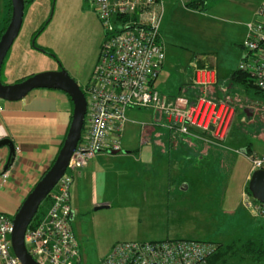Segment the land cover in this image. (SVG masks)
<instances>
[{
	"label": "crops",
	"instance_id": "crops-1",
	"mask_svg": "<svg viewBox=\"0 0 264 264\" xmlns=\"http://www.w3.org/2000/svg\"><path fill=\"white\" fill-rule=\"evenodd\" d=\"M51 1L26 2L24 22L27 20V15H29L28 20L40 16V10H33L36 4L45 11L42 16L46 17ZM162 2L165 16L161 27V40L167 57L155 82L157 89L170 97L180 95L194 97L198 88L194 85L193 65L201 68L210 67L217 69L218 76V81L213 87V97H229L238 103L237 121L230 135L223 142L205 133L181 134L165 129L160 133L156 131L157 129L146 131L142 128L139 146L130 149L132 151H125L124 148L125 154L140 163L143 166L142 171L149 173L153 179L145 183L147 191L144 192L142 202L138 203L135 198L128 195L125 208L129 214H132L141 207L144 214L159 219L161 221L159 227L163 230L159 235L165 237L162 239H167L180 238L174 236L170 221L175 216L179 218L183 210L180 205L183 196L179 187H182V190H189L192 182L177 181V179L158 180V174L161 171H168L174 176H180L182 173L197 172L199 157L202 161L210 158V160L215 159L219 164L225 162L228 165L241 156L242 162L244 158L248 160V166L242 169L240 192L234 195V199L231 197L226 199L229 207L238 205L237 199L241 198L244 190H247L253 173L247 151L264 155V114L263 112L258 114L251 109L254 102L260 104L264 100V93L259 92L250 79L246 82H235L233 73L239 67L229 69L231 58H236L237 55L241 57L243 54L242 48L247 37L248 23L253 19L254 12L262 1L211 0L208 12L189 9L185 4L186 0H162ZM9 14V1L0 0V30ZM224 26L233 28L225 30ZM207 52L215 53L214 64L209 60ZM183 63L185 66H182ZM218 63H223L227 68L220 70ZM175 70L177 77L179 76L176 81L180 86L176 90L166 91L167 87H171L169 80ZM167 73L170 75L168 79L165 77ZM72 113L71 98L58 89H35L25 98L17 101L0 99V139L10 138L16 146V155L11 162L9 147L0 148V213L14 218L27 195L52 166L67 136ZM104 157L107 159L111 156L105 153L98 155L78 174L72 190L75 209L73 219L78 211L75 192H78L79 188L94 183L93 186L98 193V190L111 187L112 175L120 178L117 177L120 170L113 171L110 168L99 167L98 161ZM7 164H9L8 168H6ZM123 170L127 172L128 169ZM155 176L157 178H154ZM113 183L116 184L115 181ZM164 188L168 190L161 191ZM117 198H114L113 202L96 198L95 205L110 208L116 201L117 207H120L123 204L119 201V197ZM50 205L51 199L43 204L42 215L47 213ZM75 235L77 237L76 232ZM77 239L79 241L78 237ZM80 241L82 252L83 244ZM218 243L220 247H235L231 244ZM218 258L213 264L217 263ZM0 264H3L1 258Z\"/></svg>",
	"mask_w": 264,
	"mask_h": 264
},
{
	"label": "built area",
	"instance_id": "built-area-1",
	"mask_svg": "<svg viewBox=\"0 0 264 264\" xmlns=\"http://www.w3.org/2000/svg\"><path fill=\"white\" fill-rule=\"evenodd\" d=\"M105 29L98 61L84 86L85 126L66 173L50 194L51 205L39 223L28 229L27 249L41 264H86L71 224L75 212L73 188L78 174L100 154L124 152V136L131 108L154 113L151 123L172 133H205L223 142L230 135L238 104L229 97H213L217 70L193 65L194 97H169L155 82L166 61L161 40L165 9L162 0H92ZM239 69L264 93V1L248 23ZM260 106H251L258 113ZM260 112V111H259ZM253 171L264 169V155L248 153ZM243 205L253 217L264 219V203L247 190ZM13 218L0 213V258L3 264H23L12 248ZM220 244L195 238L127 240L116 242L98 264H211Z\"/></svg>",
	"mask_w": 264,
	"mask_h": 264
},
{
	"label": "rangeland",
	"instance_id": "rangeland-1",
	"mask_svg": "<svg viewBox=\"0 0 264 264\" xmlns=\"http://www.w3.org/2000/svg\"><path fill=\"white\" fill-rule=\"evenodd\" d=\"M38 5L36 4L33 10H40V16L28 20L29 15H27L16 43L7 54L2 69V80L6 83H14L33 74L64 67L84 88L98 61L105 33L93 8L92 0H55V2L52 0L46 17L42 16L45 11ZM44 23H47L44 31L33 37L34 32ZM231 28L233 27H223L225 30ZM33 39L36 46L47 48L50 53L33 47L31 43ZM207 56L214 64L215 53L207 52ZM242 58L243 55L231 58L229 69L239 67ZM218 65L220 70L227 68L223 63ZM182 66H185V63ZM169 76L167 73L165 77L168 79ZM178 77L175 70L169 80L171 87H167L166 91L179 88L180 85L176 81ZM262 102L258 103L260 106L258 114L261 112L264 114V100ZM128 116L130 122L126 126L125 151L139 146L142 123H151L154 113L148 109L134 107L128 111ZM237 117L238 115L234 123ZM148 130L151 131L150 128L146 129ZM161 130L163 129L158 127L156 131L164 132ZM109 156L111 157L107 159L104 157L98 161L99 167L110 168L113 171L120 170L117 173V177L120 178L112 175L111 187L98 190V193L93 186L94 183L81 187L75 192L78 211L71 224L79 241L82 240L80 243L83 244L82 255L84 254L86 264H98L119 241L165 238L159 235L163 231L159 227L161 224L159 219L144 214L141 207L132 214H129L125 208L128 195L135 198L138 203L142 202L144 192L147 191L145 183L153 180L151 175L142 171L143 166L125 152ZM239 159L235 161V158L227 165L225 162L219 164L215 159L210 160V158L202 161L199 157L197 172L174 176L168 171H161L158 178L157 176L154 178L164 181L177 179V181L192 182L189 190H182V187H179L183 196L180 204L183 210L179 218L175 216L170 221L174 236L234 245L235 247H219L216 264H264V219L253 218L250 210L243 205L245 190L241 193V198L237 199L238 205L229 207L226 202V199L230 197L234 199V195L240 192L242 169L248 166L246 158L243 162ZM123 169L128 170L126 172ZM166 190L168 189H161L163 192ZM117 197L123 204L120 207H117L114 201V207L96 209V198L113 202ZM42 207L41 205V210Z\"/></svg>",
	"mask_w": 264,
	"mask_h": 264
},
{
	"label": "water",
	"instance_id": "water-1",
	"mask_svg": "<svg viewBox=\"0 0 264 264\" xmlns=\"http://www.w3.org/2000/svg\"><path fill=\"white\" fill-rule=\"evenodd\" d=\"M11 1V20L0 38V99L17 101L25 98L35 89H58L68 94L73 103L69 130L54 163L27 195L13 218V231L11 233L13 252L23 264H41L28 251L26 234L39 208L68 169L70 159L77 148L85 126L87 100L78 81L64 67L59 70H47L33 74L14 83H6L2 80L4 61L20 34L25 17L26 0ZM32 45L36 49L48 52L45 48L36 46L35 39H33ZM3 146L9 147L13 159L16 155L15 143L10 138H3L0 139V148ZM9 164H7L6 168L9 167ZM248 188L256 199L264 203V169L253 171ZM102 207L103 205L96 206V209H101ZM71 218L73 219V215Z\"/></svg>",
	"mask_w": 264,
	"mask_h": 264
},
{
	"label": "trees",
	"instance_id": "trees-1",
	"mask_svg": "<svg viewBox=\"0 0 264 264\" xmlns=\"http://www.w3.org/2000/svg\"><path fill=\"white\" fill-rule=\"evenodd\" d=\"M8 1H9V10H10V14H9L8 17L6 18L5 24H4V26L2 27V29L0 30V38H1L2 34L5 32V30H6L7 26H8V24H9V22H10V20H11V15H12V1H11V0H8ZM34 1H35V0H28V1H26V2L33 3ZM210 1H211V0H186L185 4H186V6H187L189 9L196 10V11H201V12H208V11H209V8H210V5H209ZM45 26H46V24L44 23V24L40 27L39 30H36V31L34 32L33 37H34V36H37V34H39L41 31L43 32L44 29H45ZM2 69H3V68H2ZM248 79H249V75H248L246 72H244V71H242V70H240V69H238L237 71H235V72L233 73V80H234L235 82H242V81L246 82V81H248ZM81 88H82V87H81ZM261 93H262V92H261ZM247 152L249 153L250 151H247ZM11 161H12V158H11L10 162H11ZM247 191L251 194V192H250L248 186H247ZM49 199H50V195H49V197H47V199L43 202V204H45L46 202H48ZM43 204H42V206H43ZM42 217H43V215H42V211H41V207H40V210L38 211V213H37L35 219L33 220L32 224L30 225V228L35 227V226L39 223V221H40V219H41ZM218 256H219V254H218V252H217V254L214 255V256L211 258V264L214 263V261L218 258Z\"/></svg>",
	"mask_w": 264,
	"mask_h": 264
},
{
	"label": "flooded vegetation",
	"instance_id": "flooded-vegetation-1",
	"mask_svg": "<svg viewBox=\"0 0 264 264\" xmlns=\"http://www.w3.org/2000/svg\"><path fill=\"white\" fill-rule=\"evenodd\" d=\"M46 24V26H47V23H45ZM45 26V27H46ZM40 48H43V47H40ZM47 51H48V49L47 48H45ZM41 51V50H40ZM45 53H50V51H48V52H45ZM59 69H61V67H59L58 69H55V70H59Z\"/></svg>",
	"mask_w": 264,
	"mask_h": 264
}]
</instances>
